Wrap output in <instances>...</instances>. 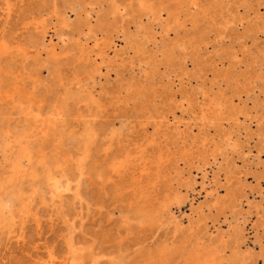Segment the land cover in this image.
Listing matches in <instances>:
<instances>
[{
    "label": "bare ground",
    "instance_id": "1",
    "mask_svg": "<svg viewBox=\"0 0 264 264\" xmlns=\"http://www.w3.org/2000/svg\"><path fill=\"white\" fill-rule=\"evenodd\" d=\"M22 1L2 0L3 5H0L4 16V22L0 23V76L4 60L11 63L17 57L20 61L9 75L8 84L13 85L14 91L6 93L5 97L14 101L16 94L22 92L19 95L30 102V97L35 98L34 94L26 97L27 90L22 86L21 76L29 65H45L50 73L57 76V82L62 86L64 84L68 90L67 97L73 101L84 146L77 157L76 153L68 150L54 159L38 194L31 195L30 192H34L31 184L13 185L5 191L0 200V242L6 234L18 230L24 218H29L37 200L45 205L44 213H56L60 218H67L70 213L82 218L85 208L89 209L88 214L92 213V217L98 213L102 218L103 208L110 201L116 202L113 207L121 213L124 224L120 223L118 228L100 225L97 245L106 240L112 243L110 248L113 252L125 250L120 264H258L264 252V162L260 161L259 154L263 138L258 131H249L241 117L244 116V120L263 118L264 121V98L255 96L253 105L247 107L242 105L245 102L241 93L248 94L254 88L252 83L264 78V72L259 71L264 68V49H241L237 40L243 35H251L253 41L255 36L249 32L255 33L264 27V18L258 13L261 0H169L168 5H165L166 0H73L70 3L62 0L63 9L58 7V0H42L37 5V12L23 16L20 32L13 36L9 29L10 19L22 8ZM102 2H106L105 5ZM88 4L91 5L89 8ZM95 6L99 8L95 9ZM241 9L244 12L239 11ZM71 12L75 16L72 17ZM92 12L96 15L93 16ZM50 13L55 16V23L62 24L53 32L47 16ZM218 14L220 17L217 19ZM130 23L134 24V28L130 27ZM238 26L244 27L242 33H238ZM227 38L229 41L226 43L224 40ZM121 40L124 43H120ZM210 40H216L217 45L212 49L214 53L205 57ZM28 43L31 45L28 46ZM40 50H44L45 57L41 56ZM132 54L137 55L136 59ZM249 55L256 63L250 75ZM31 58H34L33 63L29 62ZM225 59L228 62L226 71L223 69ZM136 61L139 63L138 77L135 79V75L130 74L118 86V94L122 89L126 92L122 101L129 103L133 100V117L143 125L141 139L130 142L126 141L130 127L125 122L128 115L119 119V127L120 123L116 125L115 121L98 119L105 111L106 101L103 97L105 87L99 89L96 80L104 78L103 82H108L111 72L118 74L117 66L128 63L134 69ZM189 61L195 71L188 70ZM68 62L78 64L71 73L62 75L63 65ZM241 62L246 69H236ZM164 64L166 69L159 71ZM89 70L94 73L90 76L93 85L87 88V83L82 85L76 78ZM207 71H212L215 80H225L228 87L233 79L235 86L232 87V94L225 96L223 89L217 97L208 98L210 89L207 90L204 80H200ZM71 76L75 80H69ZM153 77L161 82V93L169 101L167 107V103L160 102L164 110L159 111L160 103L156 101L159 95L155 94L158 80L155 82ZM185 78L189 82L193 78L195 83L190 90L180 89L177 105L173 86L181 87ZM241 82L244 84L242 90L235 91ZM215 84L220 85V82L212 81L210 86ZM260 88L264 92V80ZM198 94L202 96L200 101ZM81 102H84V108L79 104ZM181 106L196 113L191 118L200 121V128L213 127L222 133V138L212 141L214 137H209L208 132L197 133L194 135L196 141L187 145L184 143L180 148L172 149V146L177 147L178 142L170 140H165L162 145L159 140L165 135L163 126L173 125L168 113L175 118L174 110ZM36 107L37 111L30 108L34 120H50V115L41 104ZM197 111L200 114L198 117ZM253 112L255 116L249 117ZM2 115L3 120L12 123L11 113L5 116L0 109V117ZM223 120L231 123V127L225 129ZM174 126L175 134L183 132L179 125ZM255 137L258 138V149H251L250 142ZM182 138L188 140L186 135ZM47 143L42 142L39 146H46ZM188 145H191V154L195 152L198 156L199 163L194 168L202 173L199 185L206 198L195 206L190 203V213L184 222L175 216L173 204L184 202L187 196L182 197V192L194 191L198 182L197 175L190 168L185 170L179 165V161L187 160L188 151H185V156L175 154ZM207 145L213 147L210 149ZM155 149L156 158L151 159ZM239 160L241 163H238ZM166 161L168 167L164 170L161 165ZM29 164L30 160L17 170L25 172ZM211 171L212 177L209 176ZM250 174L256 182L254 186L248 183L247 175ZM149 188L165 192V195L155 203L149 196ZM221 188L224 193L220 192ZM84 195L96 199V202L84 198ZM257 195L261 199H256ZM76 199H80L79 212ZM175 207L180 208L178 205ZM40 209L38 207L34 214H39ZM226 211H230L231 218L225 216L223 221L227 227L224 228L219 216L222 213L226 215ZM106 214L109 219L113 209ZM168 220L172 221L175 236L171 241L140 246L144 241L133 229L139 230L146 223L156 230ZM85 224L83 221L82 226ZM249 224V230L254 231L256 239L253 242L259 247L258 252H254V247H250L244 238ZM114 229H126L128 240H119V234L116 235ZM95 232L90 228L82 229V243ZM20 237L25 240L21 233ZM130 240L140 247L134 254L128 250ZM75 243L74 238H69L64 255L49 249L47 257L39 258L36 264H78L79 260L83 261L84 255L79 253Z\"/></svg>",
    "mask_w": 264,
    "mask_h": 264
},
{
    "label": "rangeland",
    "instance_id": "2",
    "mask_svg": "<svg viewBox=\"0 0 264 264\" xmlns=\"http://www.w3.org/2000/svg\"><path fill=\"white\" fill-rule=\"evenodd\" d=\"M40 1L42 0L22 1V8L19 10L20 12L18 11L13 13L12 18L10 19L11 23L9 29L13 36L17 35L20 32L19 27L22 25L23 16L26 14L29 15L37 12L36 8ZM71 1L73 0H67V3H70ZM105 3L106 2H102L103 5H105ZM169 3L170 1L166 0L165 5H168ZM0 5H3L2 0H0ZM63 6L64 5L62 0H58V7L60 9H63ZM90 6L91 5L88 4L87 8H89ZM256 6L257 5H255V7ZM98 8L99 6H95V9ZM243 10L244 9H241L239 11L244 12ZM258 13L261 17L264 18V0H261V5H259ZM71 15L72 17L75 16L72 12ZM92 15L94 16L96 14L92 12ZM47 16L49 17L50 26L52 27L51 32L62 27V24L60 22L55 23L56 19L53 13L47 14ZM218 16L220 17V15L218 14L216 16L217 19L219 18ZM3 22L4 16L0 12V23ZM245 22L246 21H244V23ZM130 27L134 28V24L130 23ZM243 30V26H238V33H242ZM249 33L254 34L255 37L253 41L251 40L253 38V36L251 35L249 37L247 35L241 36V38L237 40L241 43L240 48L250 49L252 51L257 50L258 48L264 49V27L260 28L255 33H253V31H250ZM210 37H213L212 32L210 33ZM215 41L216 40H210V42L207 44L206 51L204 52L205 57H209L214 53L212 49H214L217 45ZM224 41L227 43L229 41V38L225 39ZM120 43L124 42L121 40ZM29 45L31 44L28 43V46ZM132 55L136 59L137 55ZM41 56H46L44 50L41 51ZM15 59L16 61H13L11 63L4 60L1 64L2 75L0 76V109L4 111L5 116H10L11 113L10 117H12L13 121L10 124L8 121L3 120V115L0 117V200H2V198L4 197L5 191L13 185L19 186L31 184L33 186L32 189L34 190V192H30L31 195L33 196L38 194L41 191L43 181L46 179L50 172V164L54 161V159H56L59 154L66 153L68 150L71 151V153H76L75 157H77L79 152L83 150L84 146V144H82L84 143V137L80 133L81 126L75 119L76 116L74 113L73 101L67 97L68 90H66L64 84L62 86L60 82H57V76H54V74L50 73L49 69L45 65L36 64L34 66H31L27 64L29 66L27 67L25 74L21 76L23 77L22 86L27 90L26 97H30L32 94H34L35 98L30 97L29 100L31 101L28 102L26 98H22L19 95L22 92H18V94H16L14 101H11L8 97H5L6 93H12L14 91L13 85L8 83L10 81L9 77H11L9 75H12L14 66L20 64L19 59L17 57H15ZM251 59L252 58L249 55V57L247 58V62L251 63V65L248 66V69L250 71L248 72V75L251 74V68L254 69L256 65V63H254ZM33 60L34 58H31L29 62L33 63ZM70 62H68L67 65H63V68L61 70L62 75L71 73L72 70H74V66L78 64L77 62H74L73 64H71ZM224 62L225 66L223 67V69H225L226 71L228 68V62L226 61V59L224 60ZM138 64V61H136V66L134 69H131V66L128 63L117 66L118 74L111 72L108 82H103L105 81L104 78H102L101 80L99 79L100 81L96 80V84L98 85L99 89L101 87H105V89L103 90V97L104 101H106L104 106L105 111L104 113H102V117H99L98 119L100 121H115L116 125H118L120 123L119 119H124V116L128 115V120H126L125 122H128L127 124H129L130 127H133H129V132L127 131L128 137L126 138V141L131 140L130 142H132L133 140L137 141L141 139L143 125L138 123L135 117H133L132 111H134L133 109H135L133 100H130L129 103L122 101V99L125 97L126 92L122 89L120 94H118V86H120V84L124 81V78L129 77L130 74L135 75V79L138 77ZM187 64L188 70L195 71L194 69H192V64L190 61ZM239 65L240 66H237L236 69H246V65L243 62L239 63ZM164 69H166L165 64L161 65L158 70L163 71ZM259 71L264 72V68ZM92 74H94L92 70H89L80 73L76 79L79 80L82 85L87 83L86 87L89 88L93 85V80L90 77ZM212 74V71H207L206 75L200 77V80H204L203 83L207 85L206 89H210L209 94L211 96L209 95L208 98L215 96L217 97L218 93L223 92V89L225 92V96H229L230 94H232V87L235 86L233 85V79L230 80L231 83L228 87V84L225 80L221 78H216L215 80ZM72 77L73 76L69 77L68 79L71 80ZM153 78L155 82L156 80H158L157 77ZM69 80L66 81L68 82ZM263 80L264 78L252 83L254 88L248 94L244 92L241 93V99L245 102V104L242 105L251 107V105H253V99L255 96H258L260 99L264 98V92L261 91L260 88V83L263 82ZM212 81L220 82V85L215 84L213 85V87H211L210 85L212 84ZM159 83L161 82L158 80V82H156V87L158 88H156L155 94L159 96L156 98V101L158 103H160L161 101L163 103H167V107L169 101L165 98L166 95L161 93L162 86H159ZM194 83L195 80L193 78L190 82L185 78L181 81V87L179 86L178 88V86H173V92L176 93V99L178 100L180 89L186 88L187 90H190L192 84ZM243 86L244 84L242 82L239 83L238 88L235 91L242 90ZM75 88L76 87H74V89ZM234 89H236V87ZM22 91H24V89ZM118 95H120V99H118ZM197 96L200 101V99L202 98L201 94H198ZM38 102L43 106L44 110L47 112V115H50V120H34V117L30 114V110L32 108H37L36 106L39 105ZM83 103L84 102L79 103L80 105H82V108H84ZM162 104H158V106L160 107L159 111L164 110ZM176 104L179 105V100L176 102ZM184 107L185 106L175 108V118L172 114L168 113V117L173 122V125L167 128L166 126H163L162 129L164 130L165 135L162 136L159 140L162 145L166 143L165 140H170L178 142L176 143L177 147L175 148V146H172V149L173 147L174 149L180 148L184 143H186L187 145L190 142L192 143L194 140L196 141L197 137L195 138L194 135H196L197 133H201L202 135L208 132L209 137H214L212 138V141H218L222 138V133L216 131V129L213 127L201 126L200 128V121L191 118L192 116L196 115V113L194 114V112H192V109H185ZM35 110L37 111V109ZM224 110V115H226L227 112ZM198 116H200L199 111H197V117ZM252 116H255L254 112L249 115V117ZM241 119L242 121H244L245 125H248L249 131H251L252 133L258 131L261 134L260 136L261 139L263 138V141L262 147L260 148L261 152L259 154L260 161L264 162L263 118L257 119L256 117H252V119L244 120L243 116L241 117ZM223 123H225V126L223 125L225 129L230 128L232 125L231 123L229 124L228 121L226 122L224 120ZM174 125H179L180 130L185 132V134L183 132L181 134H175ZM119 126H121V123L118 125V127ZM184 135H186V139L188 140L182 138V136ZM101 137H103V134H101ZM255 138L256 139H252L250 142L251 149H258L256 146V140L258 138ZM45 141L49 142L46 146H39L40 143ZM199 141H202L201 138L199 139ZM208 145L207 147L210 149L213 147ZM190 146L191 145H188L186 148L181 149L175 154V156L178 157L185 156V151H188L189 156L185 157L187 160L179 161V165L185 170L190 168L193 174L197 175L196 177L198 182L194 187V191L189 189L188 191L182 192V197H184L185 195L187 196L184 199V202L173 204V211L175 213V216L177 217V219H182L184 222H186L187 216L190 213V203L195 206L199 202H204L206 198L205 191L199 185V182L202 180L200 178V175L202 173L200 171L198 172L196 168H194V166L199 163L197 160L198 156L195 152L194 154H191V150L189 149ZM147 147L150 148V145H147ZM208 152L210 153V150ZM254 152L257 153L256 150H254ZM156 153L157 149H155L152 154L150 153L152 155L151 159L156 158ZM28 160L31 161V164L27 166V171L19 172L17 170V167L26 164ZM239 161L238 163H241V160ZM154 164L156 165L157 163ZM167 164L168 161L162 163L161 168L164 166V170H166V168L168 167ZM152 169L150 171H153ZM259 169H261V167ZM212 172L213 171L209 173L210 177H212ZM247 180L248 183L251 184V186H254V183H256L251 174L247 175ZM263 186L264 184L262 183V187ZM161 189H163V186ZM148 191L150 198L155 203H157V201L159 202V200L165 195V192L160 193V191L153 188H149ZM220 192L224 193L223 188H221ZM84 198L89 199L92 202L94 201V203L96 202V199H90L89 195H84ZM256 199H261V197L257 195ZM79 201L80 199H76L75 203L78 212L81 209ZM115 205L116 202H107L106 206H104L103 208L104 214L102 218L99 217L98 213H96L95 216L92 217V213L88 214L89 209L87 208L84 209L83 213H85V215L82 218L80 215L76 216L72 213H70L67 218H60L58 217V215H56V213H44L43 211L45 205L40 204L39 200H37L29 218H24L23 221L19 223L18 230L6 234L5 239L0 242V264H36L39 258L47 257V251L49 249H53L54 251H56V253L64 255L66 242L69 238H74V241L76 242V248L79 247V253H83L84 258L82 259L85 262L84 264H101L102 262L110 263L113 261L117 264H120V257L125 252V250L113 252L112 248H110L112 243L106 240L97 245V235L98 231L101 228L100 225L105 227L113 226L114 228H118L120 223L124 224L122 221L123 217L121 216V213L113 207ZM175 205L180 206V208L176 209ZM38 207H41V209L39 211V214L35 215L34 213L37 212L36 209H38ZM94 207L95 206H93L92 208ZM109 209H113V214L109 219H107L106 213ZM229 214L230 211H226V215L222 213L219 216L221 225L224 228H226L227 226L223 220L225 219V216L227 218H231ZM82 220L84 221V223H86L85 226H82ZM84 228H90L96 232L92 236L88 235L86 242L82 243L80 239L81 230ZM247 229L248 234L244 238L247 239V243L250 247H254V252H258L259 247L253 242L256 239L254 231L252 229L249 230L250 224L247 226ZM85 231H87V229H85ZM133 231L138 232V234L141 236V241H144L143 244L140 245L142 247H147L150 244L156 245L158 241L162 240L171 241L175 237L171 220H168L166 224L162 225L156 230H153L152 227H149L145 223V226L143 225L139 230L138 228L133 229ZM114 232L116 235L119 234V240H125L126 238L128 240L129 235L126 229H123L121 231H119L118 229H114ZM20 233L25 236V240H21ZM138 246L139 245L136 244V242L130 240L128 250L132 254H134V251L137 248H140ZM83 261L79 260L78 264H82L81 262ZM258 264H264V252L262 257L258 259Z\"/></svg>",
    "mask_w": 264,
    "mask_h": 264
}]
</instances>
